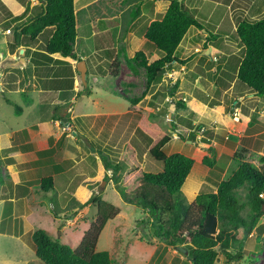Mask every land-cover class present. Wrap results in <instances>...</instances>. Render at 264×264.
Segmentation results:
<instances>
[{"label": "crops", "instance_id": "crops-1", "mask_svg": "<svg viewBox=\"0 0 264 264\" xmlns=\"http://www.w3.org/2000/svg\"><path fill=\"white\" fill-rule=\"evenodd\" d=\"M133 1L130 6L134 7L135 4L136 6L128 12V15H126L127 9L123 8L107 17L108 12L103 9L108 6L122 7ZM181 2L203 28L190 27L187 30L174 54L177 61L165 68L161 81L150 86L137 105L141 106L145 103L144 110L157 115L156 118H160L158 113L165 112L168 128L170 123H173L188 132H195L197 126L205 129L202 134L199 132L200 129L196 132L194 141H182L178 137H173L175 135L173 134L170 141L162 148L166 156L179 153L193 159L192 169L181 187L182 193L191 203L206 182L209 173V169L201 163L206 155L200 141L202 137H205L209 145L214 148L216 160H220L223 156L231 157L241 147L247 149L249 153L260 154L264 150V98L255 96L236 81L243 48L235 37L239 23L255 22L264 18V0H181ZM168 6L169 1L166 0H80V8L77 13L75 10V14L81 13L83 21L88 18V22L92 25L86 26L89 30L85 31L80 39L76 37L72 55L62 57L60 54L49 55L44 52L42 36H38L31 43H28L25 37H21L16 45L12 29L40 12L38 0H0V110L8 105L5 98L18 104V100H22L21 95H23L27 102L24 103L26 104L24 109L37 107L39 113L33 125L21 130L11 128L9 133L5 130L0 133L3 135H0L3 139L0 140V151L3 149L8 151L7 158L11 159L1 168L4 183L7 181L8 184L5 192L1 194L0 204L3 208L5 198L12 202L13 231L16 232L14 235L0 234V237L8 236L18 241L32 236L35 230L29 223L32 212L28 209L27 199L33 191H37L41 192V197L38 198L41 204L43 203V198L49 193L45 194L39 190L41 179L51 177L54 183H58V191H66L68 187L66 183H69V179L63 176L67 174L66 166L62 164L65 161H57L63 144V141L60 143V138L64 132L58 134V130L55 129L57 126L64 129L74 128L71 120L65 117L66 114L74 111L76 119L80 118L79 121L83 125L90 122V120L84 122L83 119L95 118L96 115L106 116L107 120H112L118 126L111 127V134H114L116 139L118 136L120 138L125 136L124 128L127 127V120H122L121 116L134 114L129 110L128 101L119 94L107 93L108 97L121 98L126 104L116 110L101 109L96 91L93 93L89 91V96L84 93V90L89 89H86V83L84 85L81 82L83 89L77 92L78 88L73 86L76 80L73 74L83 60L85 79L93 76H97L96 79L104 77V69L96 70L94 66L98 61L94 56L99 53L98 51L103 52L105 56L102 63L106 62V58H110L112 53L106 50L112 46L109 44L113 39L112 32L116 33L121 27L122 34H115L116 47L137 45L128 56L126 55L127 57L131 58L135 50L141 49L149 63L158 60L162 54L145 44L142 32L153 20L163 15ZM97 8H101L105 15H96V11L93 10ZM79 46H82V49L79 50ZM116 52L114 55H117ZM235 54L239 56L233 63L234 67L231 71L230 64L234 61L231 57ZM56 73L58 75H55ZM191 74L195 76L192 78ZM39 78H42L43 82L40 83ZM47 81L54 82L46 88L44 84ZM168 83L173 85V88L169 89L171 95L158 96L159 89ZM81 92L83 95L80 94ZM12 96H15V99ZM84 98L88 104L80 103ZM41 99L44 102L39 105ZM178 100L182 102L180 107L175 106L174 103ZM82 104L83 109L92 106L100 110L78 113ZM42 105L45 106L46 111L50 106L52 113L62 107L65 109L62 114H50L51 118L48 121L41 114ZM24 109L22 108L21 114L17 116H21ZM234 110L237 117L233 116ZM183 121H187L188 128L181 125ZM51 135L54 140L52 145H49L48 140ZM15 136L17 137L15 141L18 143L16 149L13 146ZM233 137L235 139H232ZM254 144L256 147L260 146L262 150L255 149ZM94 150L99 155L98 149ZM145 155H143L144 159ZM20 163L26 165L25 169L19 168ZM20 179L30 185L27 187L22 185L21 189H16L17 184L21 185ZM62 179L65 182H58ZM71 181L73 179H70Z\"/></svg>", "mask_w": 264, "mask_h": 264}, {"label": "trees", "instance_id": "trees-1", "mask_svg": "<svg viewBox=\"0 0 264 264\" xmlns=\"http://www.w3.org/2000/svg\"><path fill=\"white\" fill-rule=\"evenodd\" d=\"M38 1L40 12L25 23L13 27L16 45L21 37L31 43L49 30L44 52L70 57L77 37L74 0ZM166 1H169L166 12L153 20L142 32L145 44L162 56L151 63L143 51H136L132 58H125L127 67L134 75L138 74V69L145 71L146 89L159 83L165 68L177 61L174 54L187 30L190 27L203 28L181 1ZM235 37L243 48L236 81L255 96L264 98V18L255 22L239 23ZM119 65L113 59L110 73L114 78L119 73ZM84 93L89 96V89L84 90ZM119 96L128 101L130 107H135L140 101L128 98L125 92H120ZM5 101L14 108L16 115L21 114L22 108L18 104L6 98ZM176 102L174 101L176 106L180 107L181 100ZM154 117V114L142 111L137 128L146 137V154L161 163L162 170L156 173L144 171L135 147L127 143L120 154L119 164L116 162L112 165L108 157H104L106 170H111L114 174L115 190L125 203L144 211L147 217L139 223L149 224L151 237L162 239L167 247L179 249L188 264H215L219 253L224 255L227 263L241 261L249 231L255 229L264 217V199L259 197L264 194V157L259 158L260 167H257L246 160L248 150L238 148L229 158L230 165H236L235 169L228 170L229 176L215 183L207 178L195 199L188 203L181 187L194 161L179 153L166 156L162 148L170 141L172 134H176L182 141H194L201 126H197L195 132H188L171 123L168 132H163L150 122ZM201 143L206 152L201 163L212 173L219 160H216L215 150L207 140ZM39 184V190L45 194L55 190L51 177L41 179ZM206 185L213 189L205 190ZM241 189L246 191L243 204L238 197ZM3 200L0 234L14 235L16 232L13 231L12 202L7 198ZM89 204L95 206L96 215L75 248L61 244L43 229L32 233L34 255L39 262L113 264L109 253L96 251V245L105 225L120 213L119 209L99 196H93L84 207Z\"/></svg>", "mask_w": 264, "mask_h": 264}, {"label": "rangeland", "instance_id": "rangeland-1", "mask_svg": "<svg viewBox=\"0 0 264 264\" xmlns=\"http://www.w3.org/2000/svg\"><path fill=\"white\" fill-rule=\"evenodd\" d=\"M133 3L134 1L128 2L122 7L113 8L112 6H108L103 9L108 12L107 17L111 15V13H116L118 9L123 8L127 9L126 15H128V12H131L136 6V4L134 7L130 6ZM79 8L80 0H74V9L76 10V13ZM93 11H96V15H105L101 8H97ZM76 23L77 37L80 39L82 34L89 30L86 26H91L92 24L88 22V18H86L84 22L81 13L76 15ZM48 31L42 35L44 44L49 34ZM113 32V39L109 42L112 46H109L108 50H106V52L112 53L110 58H106V62L102 63V59L105 56L103 52L98 51L99 53L94 56V59H98L94 65L96 70L104 69L105 76L98 79H96L97 76L85 79L86 86L89 88V91L91 93L94 91L97 92L96 98L100 100V108L105 110H116L123 104H126L121 98L112 99L108 97L107 93L118 95L121 91H124L128 98L141 100L144 96L143 94L147 90L145 84V71L143 69H138V74L134 75L125 63V58H129L127 57L128 54L131 53L133 47H137V45L134 44L131 47L128 46L125 48L116 47L117 41L115 40V34L118 33L121 35L123 32L122 27L121 30H116V33L113 34ZM80 49H82V46H79V50ZM83 49L85 48L83 47ZM136 51L143 50L138 49L134 52ZM115 52L117 55H114ZM238 56L239 54H235L234 57H231L232 60H234L232 61V64H230L231 71L234 67L233 63H235ZM112 59L117 60L120 64L118 67L119 73L116 78L112 77L110 73ZM82 61L83 60H81V62ZM80 66L81 69H83V66ZM194 72L196 71L194 70ZM94 74H96V72ZM192 74L191 77L193 78L195 75L192 76ZM55 75H58V73ZM131 76L134 78H131ZM73 77L76 78V80H74V84L73 79H71L73 86L78 88L77 92L81 91L83 89V84L81 83L82 81L79 72L75 71ZM39 82H43L42 78H39ZM53 82L54 81L45 82L44 87H49ZM170 88H173V85H170V83L166 84L159 89L157 95L170 96ZM21 96L22 100L19 99L17 103L24 109L27 102L23 95ZM12 97L15 99V96ZM85 98L80 101V103H87ZM43 102V99H41L39 105L43 104ZM177 104H175V106ZM5 106L6 107L0 110V116L2 118H0V133H3L4 130L9 133L11 128L21 130L28 125H33L38 119L39 113L37 107H33L28 110L24 109V113L21 116H17L14 114L15 112L13 107H9L8 105ZM144 106L145 103H142L141 106L136 105L135 107H130L129 105V110L134 114H122L121 119L127 120V127L124 128L125 136H122L121 138L118 136L117 139L114 134H111V127L118 126H116L112 120H107L106 116L100 117L96 115L97 118L95 116V118L89 117V119H83L84 122L90 120L89 123L83 125V123L79 121L80 118L76 119V113H74V111L66 114L65 117H67L68 120H71L70 122L74 128L64 129L61 126H57L55 129L58 130V134H62V132H64L60 138V143L63 141V144L60 147L61 153L60 156H58L59 159L57 161H65L62 164L66 166L65 171L67 174H64L63 176L64 178L66 177L69 179V183H67L68 187L65 192H60L58 191V183H54L57 188H55L54 191L49 192V194L43 198L42 204L41 200L38 198L41 197V192L38 193L37 191H33L32 194H30L27 199V203L28 209L32 212L31 218L29 219L32 229H43L48 232L53 239H58L61 244L75 248L81 241L83 233L88 229L89 224L94 220L96 215V208L93 204L86 205L85 207L84 204L92 199L93 196H99L102 200L117 207L120 212L113 220H111V222L109 221V223L105 225L96 245V251H107L109 253L113 264H188L185 256L179 249L167 247L162 239L151 237L149 224L146 223L141 225L139 223L141 220H145L147 215L141 208L135 207L123 201L114 188L113 172L111 170H106L104 167V157H108V160L112 165H115L116 162L119 164L120 154L122 153L124 146L129 143L135 147L137 156H139V159L141 160V165L144 171L156 173L162 170V164L154 161L146 154V137H144V135L139 132L137 128L138 122L141 119V112L145 111ZM100 108L95 109V107L89 106L83 109L82 104V107L78 109V113L95 112V110H100ZM48 109L49 110L46 111L45 106L42 105L41 114L47 118L48 121H50V114H62L65 107L59 108L57 112L54 111L53 113L50 110V106H48ZM158 116L161 120H159L160 118H156V115L154 119L150 120V122L161 131L168 132L169 128L166 125L167 121L165 119V112L158 113ZM181 125L184 128H188L187 121H183ZM35 132L36 131H34V133ZM1 136L0 140H3L1 139ZM52 136L53 135L49 137V145H52L54 140ZM16 138V136L13 137V146L15 149L18 144L15 141ZM232 139L235 138L233 137ZM204 140L205 137L200 139L201 142ZM92 146L98 149L99 155L94 150L95 148H92ZM254 147L255 149H260V151L262 150L260 146L256 147V144H254ZM261 153L258 154L256 152H248L246 160L257 167H260L259 158L264 157V150H262ZM144 154H146L145 159L143 157ZM7 157L8 151H4V149L1 150L0 200L1 194L5 192L4 190H6V185L8 184L7 181L4 183V179L1 174L2 166L4 164L7 165L9 161H11V159H8ZM229 158L230 157L223 156L217 162V165L212 173H208L206 179L210 178L209 181L214 183L219 180L226 179L229 176L228 170L236 168L235 164H232V166L230 165ZM3 161L6 163H3ZM12 161L15 160L12 159ZM28 165L29 164H27V166ZM25 167L26 165L23 163L19 164L20 169L23 170ZM69 168L71 169L69 170ZM123 176L124 173L122 172L121 182H123ZM70 179H73V181L70 182ZM20 181L21 185H19L20 183L17 184L18 188L16 189H21L22 185L26 187L30 185L29 183L22 181V179H20ZM63 181L64 179L59 180L58 182ZM206 188L207 189L205 190L213 189L208 185H206ZM17 192H19V190ZM245 193L246 191L244 189H241L238 192V197L242 204L245 202ZM13 201L15 200L13 199ZM51 204L53 206H51ZM1 211L2 205L0 204V218ZM246 212L247 208L245 209L244 215H246ZM242 252L243 259L235 263H227L224 255L219 253L218 260L215 264H264V217L261 218L255 229L249 231V236ZM15 262L42 264L34 255V246L30 236L21 238L18 241L8 236L0 237V264H11Z\"/></svg>", "mask_w": 264, "mask_h": 264}, {"label": "water", "instance_id": "water-1", "mask_svg": "<svg viewBox=\"0 0 264 264\" xmlns=\"http://www.w3.org/2000/svg\"><path fill=\"white\" fill-rule=\"evenodd\" d=\"M179 1H181V0H179ZM81 65H82V62H81ZM77 71L80 73V78H81V81H82V83L85 85V77H86V74H85V71H84V68L83 69H81V66L80 65H78L77 66ZM182 250V249H181ZM185 252V251H184Z\"/></svg>", "mask_w": 264, "mask_h": 264}, {"label": "built area", "instance_id": "built-area-1", "mask_svg": "<svg viewBox=\"0 0 264 264\" xmlns=\"http://www.w3.org/2000/svg\"><path fill=\"white\" fill-rule=\"evenodd\" d=\"M7 33H9V31H7ZM236 115H237V113H236L235 110H234V114H233V116H234V117H237ZM204 131H205L204 128H201V129L199 130V132H200L201 134H202ZM172 136H173V135H172ZM173 137H177V136L174 135ZM259 197L262 198V199H264V194H260Z\"/></svg>", "mask_w": 264, "mask_h": 264}, {"label": "clouds", "instance_id": "clouds-1", "mask_svg": "<svg viewBox=\"0 0 264 264\" xmlns=\"http://www.w3.org/2000/svg\"><path fill=\"white\" fill-rule=\"evenodd\" d=\"M173 135V134H172ZM176 135V134H175ZM177 136V135H176ZM172 138V137H171Z\"/></svg>", "mask_w": 264, "mask_h": 264}, {"label": "flooded vegetation", "instance_id": "flooded-vegetation-1", "mask_svg": "<svg viewBox=\"0 0 264 264\" xmlns=\"http://www.w3.org/2000/svg\"><path fill=\"white\" fill-rule=\"evenodd\" d=\"M80 74V73H79Z\"/></svg>", "mask_w": 264, "mask_h": 264}]
</instances>
